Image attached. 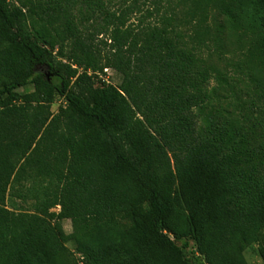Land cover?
<instances>
[{
	"label": "trees",
	"instance_id": "obj_1",
	"mask_svg": "<svg viewBox=\"0 0 264 264\" xmlns=\"http://www.w3.org/2000/svg\"><path fill=\"white\" fill-rule=\"evenodd\" d=\"M192 2L201 42L211 10L246 38L248 106L218 108L172 16L0 0V264H250L252 245L264 263V0ZM24 180L33 210L16 212Z\"/></svg>",
	"mask_w": 264,
	"mask_h": 264
},
{
	"label": "rangeland",
	"instance_id": "obj_2",
	"mask_svg": "<svg viewBox=\"0 0 264 264\" xmlns=\"http://www.w3.org/2000/svg\"><path fill=\"white\" fill-rule=\"evenodd\" d=\"M107 9L120 14L122 9H129L128 23L142 25L158 22L163 16H172L178 31L184 35V39L190 46L197 47L198 56L202 59V64L212 68L213 78L212 87H215L219 93V101L216 102L220 110L228 107L232 102L230 109L242 103L249 105L251 98L255 97V86L251 81L252 71L248 68L247 47L248 43L245 37L235 36L229 30L225 16L217 10H211L205 25L209 28V35H206L201 42L198 38V22L192 16L194 4L192 0H103ZM104 23L103 19H100ZM91 28V27H90ZM92 29V28H91ZM102 37L104 36L101 35ZM104 46V45H103ZM106 47V46H105ZM226 74L228 83L235 85L234 92L230 85H221L216 76L218 72ZM108 79V82L119 85L121 77L113 69L110 73L101 76V80ZM264 82V73L262 79ZM34 85L29 84L18 89L21 93L34 91ZM64 105L63 98L56 96L52 104V111L57 112L59 107ZM28 181L24 180V186L19 194H15L8 200V207L19 211H32L34 197L27 193ZM61 206L53 207L51 211L59 212ZM56 219L53 222L56 223ZM64 231L71 234L74 231V225L71 219L61 220ZM68 247L75 252L76 244L74 241L67 243ZM193 245L191 252H195ZM246 257L250 264H264L257 252V245H252L246 252Z\"/></svg>",
	"mask_w": 264,
	"mask_h": 264
},
{
	"label": "built area",
	"instance_id": "obj_3",
	"mask_svg": "<svg viewBox=\"0 0 264 264\" xmlns=\"http://www.w3.org/2000/svg\"><path fill=\"white\" fill-rule=\"evenodd\" d=\"M112 69L111 68H105V73H110ZM105 75V74H104ZM106 79V78H105ZM106 81H109L108 79H106Z\"/></svg>",
	"mask_w": 264,
	"mask_h": 264
}]
</instances>
